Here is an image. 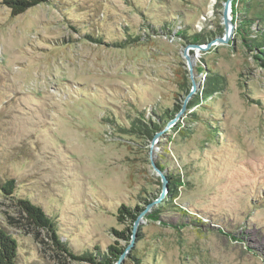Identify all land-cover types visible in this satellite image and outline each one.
<instances>
[{
  "label": "rangeland",
  "instance_id": "obj_1",
  "mask_svg": "<svg viewBox=\"0 0 264 264\" xmlns=\"http://www.w3.org/2000/svg\"><path fill=\"white\" fill-rule=\"evenodd\" d=\"M227 1L0 0V183L75 255L264 264V0H232L229 30ZM0 227L18 264H91L1 194Z\"/></svg>",
  "mask_w": 264,
  "mask_h": 264
},
{
  "label": "trees",
  "instance_id": "obj_2",
  "mask_svg": "<svg viewBox=\"0 0 264 264\" xmlns=\"http://www.w3.org/2000/svg\"><path fill=\"white\" fill-rule=\"evenodd\" d=\"M47 0H4V4L12 10L13 16H18L26 12L27 10L36 7ZM158 130V128H155ZM17 190L16 181L11 179L4 183H0V194L9 197L16 201L17 206L26 215L29 224H32L36 228L45 229L49 232L50 238L57 250L67 254L69 257L76 261L89 262L91 264H113L121 256L123 248H115L110 246L108 248V256L104 260L98 261L97 258L91 254L75 255L66 245L62 242L61 236L57 230V224L50 218L41 207L32 203L29 199L19 198L15 196ZM136 211H132L130 208L121 206L117 210V219L121 223L127 221H134L138 213L141 211L139 207H136ZM129 229L123 231L114 230V234L119 239H129L127 233ZM117 245V244H116ZM18 249L19 244L17 239L10 235L5 229L0 227V264H18Z\"/></svg>",
  "mask_w": 264,
  "mask_h": 264
},
{
  "label": "water",
  "instance_id": "obj_3",
  "mask_svg": "<svg viewBox=\"0 0 264 264\" xmlns=\"http://www.w3.org/2000/svg\"><path fill=\"white\" fill-rule=\"evenodd\" d=\"M232 0H228L227 2H226V4H225V9H224V21H225V26H226V30H229V28H228V24H229V15H228V9H229V6H230V2H231ZM162 180H163V188H165V182H164V178H162ZM137 222V221H136ZM123 256H124V254H122L121 256H120V258H119V261L118 262H120L121 260H122V258H123Z\"/></svg>",
  "mask_w": 264,
  "mask_h": 264
},
{
  "label": "bare ground",
  "instance_id": "obj_4",
  "mask_svg": "<svg viewBox=\"0 0 264 264\" xmlns=\"http://www.w3.org/2000/svg\"><path fill=\"white\" fill-rule=\"evenodd\" d=\"M228 15L230 16L229 10H228Z\"/></svg>",
  "mask_w": 264,
  "mask_h": 264
}]
</instances>
